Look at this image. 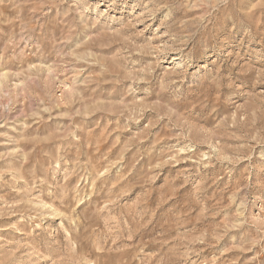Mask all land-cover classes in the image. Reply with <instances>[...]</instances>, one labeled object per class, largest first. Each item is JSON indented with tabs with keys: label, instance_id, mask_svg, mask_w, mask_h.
Segmentation results:
<instances>
[{
	"label": "rangeland",
	"instance_id": "rangeland-1",
	"mask_svg": "<svg viewBox=\"0 0 264 264\" xmlns=\"http://www.w3.org/2000/svg\"><path fill=\"white\" fill-rule=\"evenodd\" d=\"M0 264H264V0H0Z\"/></svg>",
	"mask_w": 264,
	"mask_h": 264
}]
</instances>
